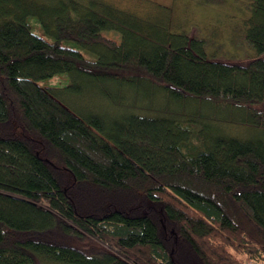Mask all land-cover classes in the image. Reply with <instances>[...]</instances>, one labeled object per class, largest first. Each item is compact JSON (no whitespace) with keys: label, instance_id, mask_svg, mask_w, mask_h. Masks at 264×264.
I'll use <instances>...</instances> for the list:
<instances>
[{"label":"trees","instance_id":"1","mask_svg":"<svg viewBox=\"0 0 264 264\" xmlns=\"http://www.w3.org/2000/svg\"><path fill=\"white\" fill-rule=\"evenodd\" d=\"M248 5L255 56L234 63L167 11L0 0V264L264 260V0Z\"/></svg>","mask_w":264,"mask_h":264},{"label":"rangeland","instance_id":"2","mask_svg":"<svg viewBox=\"0 0 264 264\" xmlns=\"http://www.w3.org/2000/svg\"><path fill=\"white\" fill-rule=\"evenodd\" d=\"M87 2L89 0H83ZM108 1L119 9H128L152 23L159 22L167 11V21L174 30H187L203 38L206 50L215 57L234 63H247L255 53L244 38L243 21L249 16L248 0H96ZM162 5L167 6L165 9ZM107 37L119 39L114 31H104ZM65 75H57L46 83L62 86L67 83ZM146 100V99H145ZM238 133V127H225ZM81 247L99 252L90 238L81 241Z\"/></svg>","mask_w":264,"mask_h":264},{"label":"built area","instance_id":"3","mask_svg":"<svg viewBox=\"0 0 264 264\" xmlns=\"http://www.w3.org/2000/svg\"><path fill=\"white\" fill-rule=\"evenodd\" d=\"M244 264H264V260L255 261V260H246Z\"/></svg>","mask_w":264,"mask_h":264}]
</instances>
